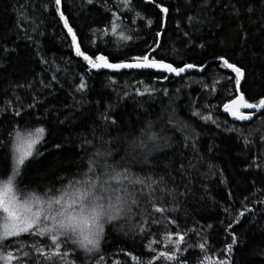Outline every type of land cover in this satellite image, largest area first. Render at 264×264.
Masks as SVG:
<instances>
[{
	"label": "trees",
	"instance_id": "trees-1",
	"mask_svg": "<svg viewBox=\"0 0 264 264\" xmlns=\"http://www.w3.org/2000/svg\"><path fill=\"white\" fill-rule=\"evenodd\" d=\"M103 2L95 0L89 5L86 0H62L63 12L88 54L99 50L117 62L144 52L158 39L160 47L153 53L156 58L174 61L176 66L187 62L207 67L201 73L189 71L168 80H159L161 74L153 72L89 71L82 58L74 54L71 38L55 15L54 0H0V141L6 144L17 125L32 131L35 127L46 129L43 155L28 164L20 189L59 188L61 177L86 171L88 156L94 150L86 141L95 140L93 131L106 139L122 138L116 156L119 159L126 148L123 139L141 135L140 130L151 123L152 132L163 129L161 135L172 137L173 146L165 148L160 141L161 150L149 160L159 165L151 174L163 175L168 187L176 190L175 197L157 190L155 199L158 206L177 209L165 213L177 223L168 229L163 224L152 225L151 218L160 219L161 214L152 213L147 197H141L150 231L134 236L118 231L120 225L109 227L101 253L105 264H136L124 253L147 260L145 245L149 239L160 240L167 230L175 233L177 226L181 231L195 229L189 232V241L195 245L207 240L210 255L221 254L235 234L238 243L231 254L233 264H264V111L250 121L234 120L223 111V105L238 93L234 81L228 79L234 74L220 67L216 59L224 55L244 68L246 79L241 91L249 102L264 97V0H155L169 8L166 25L155 3L133 0L135 11L144 19L132 24L134 13L118 10L115 0H107L122 16L124 32L133 36L132 41H122L119 32L115 36L111 31L107 36L100 31L93 35V29L104 28L111 19L101 7ZM189 16L194 17L191 22ZM148 19L153 21L151 27L147 26ZM41 57L49 63H42ZM53 75L57 82L51 80ZM219 77L227 83L219 84ZM81 78L86 83L83 93L75 91ZM41 81L51 87L45 88ZM149 88L153 90L150 95L136 94L137 89ZM33 97L43 103L29 108ZM81 99L83 106L77 103ZM17 109L21 110L20 117L13 115ZM193 112L211 115L214 122H205ZM109 113L118 121L116 126L101 119ZM169 116L195 130V149L182 146V134L171 130ZM9 153L8 147L0 145V179L9 170ZM194 157L199 161L197 169L181 170V162L187 166ZM149 167L136 163L133 171L143 168L148 172ZM241 211L245 216L236 223ZM230 222L233 226L229 229ZM135 223H140L139 217ZM23 239L32 241L30 237ZM185 255L188 264H197L201 253L194 248ZM72 258L77 264H85L86 258L80 254Z\"/></svg>",
	"mask_w": 264,
	"mask_h": 264
},
{
	"label": "snow or ice",
	"instance_id": "snow-or-ice-1",
	"mask_svg": "<svg viewBox=\"0 0 264 264\" xmlns=\"http://www.w3.org/2000/svg\"><path fill=\"white\" fill-rule=\"evenodd\" d=\"M146 2L153 4L155 0H146ZM86 3L92 5L95 0H86ZM54 6L55 15L63 22L67 35L71 38L75 56L82 58L89 71L110 70L114 73L122 70L152 71L161 74L159 80H168L170 76L181 77L182 74L193 69L203 72L207 67V65L198 67L195 63L187 62L182 66H176L174 61L167 62L164 58H156L153 53L160 47L158 39L153 41L154 46H149L144 52L117 62L110 59L111 54H104L99 50L88 54L82 49L77 33L61 10L62 0H54ZM101 7L110 13L111 19L104 28L93 29V35L97 31L105 36L109 31L113 36L119 32L122 41H132L133 36L125 34L126 26L122 16L118 15L117 11H113V6L108 5L107 0H104ZM114 7L125 13H134L132 24H135L137 19H144L135 11L133 0H115ZM155 7L165 16L169 13V8L160 3H155ZM45 10H47L46 6ZM193 19L192 16L188 17L189 22ZM146 23L151 27L153 21L148 19ZM156 36L160 37L161 33L157 32ZM199 47L203 48L204 45L200 44ZM216 59L221 62L220 67L229 69L234 74L228 79L234 81L235 92L238 93L234 99L223 105V111L237 121L252 120L257 113L264 111V97L256 102H249L241 91L242 81L246 79L244 68L230 62L224 55H219ZM41 62L49 63L43 57ZM51 80L57 82L58 78L53 75ZM41 83L45 88L51 87L44 81ZM112 83L116 81L113 80ZM138 83L142 82L138 81ZM85 90L86 83L81 78L75 91L83 93ZM152 91L150 88L145 91L137 89L136 94L143 96L147 92L150 95ZM163 94L168 95L167 89L163 90ZM33 101L34 103L28 105L29 108H35L38 103H43L37 101L36 97H33ZM77 103L83 106V99ZM21 114L19 109L13 113L15 117H20ZM192 115L199 116L205 122L213 121L211 115H203L200 112H193ZM101 119L110 126H116L118 123L116 119L110 118V113L103 115ZM168 125L173 132L182 134L183 147L195 149L197 134L189 124L169 116ZM152 126L149 123L147 127L141 129L139 136L124 138L126 148L119 159L116 156L120 152L118 145L122 138L106 139L103 134L96 136L93 131L95 140L86 141L94 149L88 156L87 170L80 171L72 177H61L59 188L47 186L43 190L40 188L21 190L19 185L23 182L24 170L28 164L43 155L41 148L46 129L35 127L32 131L22 129L19 125L15 126L14 134H10L9 141L6 144L0 141V145L10 149L9 157H6L9 160V170L4 173V178L0 179V264H77L72 258L76 254L86 258L85 264H92L93 261L94 264H105V257L101 253L109 227L120 225L118 231H123L125 235L132 233L134 236H143L146 231H150V228L146 227L149 224L148 211L140 203L141 197L145 196L147 203L151 205V212L161 214L160 219L154 216L151 218L152 225L163 224L165 229H168V225L176 224L175 219H168L165 213L175 212L177 209L158 206L155 199L157 190L172 197H175L176 190L168 187L163 175L151 174L152 169L159 165L149 160L150 156L161 150L160 141L164 142L163 147H172V137L161 135L163 129L161 132H152L150 130ZM234 130L230 129V131ZM245 143L248 141L246 140ZM56 147L59 148L60 145L57 144ZM136 163L150 165L148 172L143 168L139 172L133 171ZM198 163L199 161L194 157L187 166L181 162L180 168L181 170L197 169ZM253 164L259 167L256 161H253ZM164 167L167 168L169 165L165 164ZM179 195L183 196L185 193ZM248 211L251 212L252 209ZM244 216L245 212L241 211L236 223H239V218ZM137 217L140 218L139 224L135 223ZM232 226L231 222L227 225L229 229ZM189 232H195V229L181 231L177 226L175 233L167 230L160 240L150 238L145 245L149 254L147 260L141 261L131 253L124 255L130 256L136 264H188L185 253L190 249L198 248L201 256L198 257L197 264H233L231 254L233 246L238 243L235 234H231V243H226L220 250L222 255L216 253L210 255L208 241L203 240L194 245L188 239ZM24 237L32 238L31 243H26ZM14 240L15 244H13ZM45 240L48 241L47 244L43 243Z\"/></svg>",
	"mask_w": 264,
	"mask_h": 264
},
{
	"label": "water",
	"instance_id": "water-1",
	"mask_svg": "<svg viewBox=\"0 0 264 264\" xmlns=\"http://www.w3.org/2000/svg\"><path fill=\"white\" fill-rule=\"evenodd\" d=\"M61 10L63 11V3H62V6H61ZM164 17H165V23H164V25H166V21H167V17H168V14H167V16H165L164 15ZM229 70V69H228ZM93 71H96V70H93ZM106 71H109V72H111V73H113V74H121V73H124V72H140V71H137V70H122L121 72H116V73H114V72H112V71H110V70H106ZM190 71H196V72H200V71H197L196 69H193V70H190ZM230 71V70H229ZM145 72H152V71H145ZM189 72V71H188ZM188 72H186V73H184V74H182V75H185V74H187ZM153 73H156V72H153ZM201 73V72H200ZM158 74H160V73H158ZM233 74V73H232ZM171 77H176V76H171ZM242 83H243V81H242ZM244 111H254V110H244ZM228 114V113H227ZM231 118H232V116L230 115V114H228Z\"/></svg>",
	"mask_w": 264,
	"mask_h": 264
},
{
	"label": "rangeland",
	"instance_id": "rangeland-1",
	"mask_svg": "<svg viewBox=\"0 0 264 264\" xmlns=\"http://www.w3.org/2000/svg\"><path fill=\"white\" fill-rule=\"evenodd\" d=\"M218 79H219V84L221 85H225L227 83V81L224 78L219 77ZM13 244H14V241H13Z\"/></svg>",
	"mask_w": 264,
	"mask_h": 264
},
{
	"label": "bare ground",
	"instance_id": "bare-ground-1",
	"mask_svg": "<svg viewBox=\"0 0 264 264\" xmlns=\"http://www.w3.org/2000/svg\"><path fill=\"white\" fill-rule=\"evenodd\" d=\"M213 75V74H212ZM216 77V76H215ZM204 80V79H203ZM203 84V83H202ZM231 93V92H230Z\"/></svg>",
	"mask_w": 264,
	"mask_h": 264
}]
</instances>
